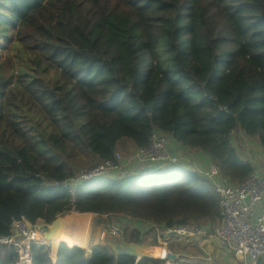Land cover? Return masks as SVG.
I'll list each match as a JSON object with an SVG mask.
<instances>
[{
    "label": "trees",
    "instance_id": "1",
    "mask_svg": "<svg viewBox=\"0 0 264 264\" xmlns=\"http://www.w3.org/2000/svg\"><path fill=\"white\" fill-rule=\"evenodd\" d=\"M0 49L1 236L12 221L50 223L72 210L215 224L218 198L190 171L91 180L73 192L53 184L90 166L85 157L97 160L91 167L112 160L121 139L146 146L154 129L204 153L232 184L251 171L233 135L264 149V0H0ZM31 250L32 264H162L107 245L87 254L60 243L54 263L41 245ZM13 259L0 246V264Z\"/></svg>",
    "mask_w": 264,
    "mask_h": 264
},
{
    "label": "built area",
    "instance_id": "2",
    "mask_svg": "<svg viewBox=\"0 0 264 264\" xmlns=\"http://www.w3.org/2000/svg\"><path fill=\"white\" fill-rule=\"evenodd\" d=\"M235 136L242 138L240 134H234L232 138ZM187 155L170 136L154 129L146 146L128 151L127 155L115 152L112 160L79 170L73 179L53 186L70 189L74 185L109 175L125 176L141 165H150L151 171L164 167L188 170V167L207 181L218 197L219 222L213 231L218 244L229 247L250 264H264V175L251 165L245 180L228 185L213 162L192 169ZM35 224L21 218L12 221L7 235H0V246L14 253L11 264H32V245H39ZM163 233L174 237L205 236L203 229L189 221L164 227Z\"/></svg>",
    "mask_w": 264,
    "mask_h": 264
},
{
    "label": "crops",
    "instance_id": "3",
    "mask_svg": "<svg viewBox=\"0 0 264 264\" xmlns=\"http://www.w3.org/2000/svg\"><path fill=\"white\" fill-rule=\"evenodd\" d=\"M236 138L239 140L235 141L234 140L235 138L232 139L233 146L237 149V152L241 156L242 161L247 162L250 165V167L251 165H253L255 168L258 169V171L262 175H264V149L260 146V144L256 141L255 138H247V137H243V138L236 137ZM237 142L239 144H237ZM123 144H126V143H123ZM119 145H122V144L117 143L116 152H119L121 149L119 148ZM127 147H131V150L135 149L133 148L132 145H128ZM183 151L186 152V154L188 153L189 155V156L187 155L189 157L188 162L190 163V168L192 169H196V167L202 168L206 166L208 163L212 162L209 159V157L206 156L202 152H198V151H194V150L186 149V148H183ZM186 168L188 170H182V171L192 172V170H189L188 167ZM151 170L152 169H150V165H141V167L137 166L136 168L132 169L133 173H147V172H151ZM193 173L195 172L193 171ZM197 176L200 179H202L199 175ZM120 177H123V176H117V178L115 179H118ZM100 179L114 180V178H111L110 176L102 177ZM100 179H96V180H100ZM223 179L228 185H234L230 183L228 179L224 177ZM80 184H77L74 186L77 187ZM207 184L210 185L208 182ZM74 186L70 188L72 190L71 192L74 191V189H72L74 188ZM116 220H117V222L115 223L116 225L119 223H122L124 225L122 228L126 227L130 231H136L139 234V238H140L138 243L141 242L145 244L146 246H148V244H146L145 239H147L151 231H153L155 235L153 234V240H152L151 245H149V247L155 246V247L161 248V250L165 252L166 257L168 255H174L176 258L174 261H170L171 264L175 262H179L182 264L183 263L184 264H250L249 261H247L245 257L236 255L233 252V250L230 249L229 247H226V246L222 247L218 244V242L216 241L214 237L213 231L217 227L219 220L215 224L209 223V224L198 226L205 231L204 237H200V236L174 237L172 235L166 236L163 233L164 225H155V224H152L146 221H139L136 219H125L121 217L116 218ZM148 232H150L149 235H148ZM144 235H147V236H144ZM172 239L174 240L177 239L175 240L176 242L183 241L185 244L189 246L188 251H181V252H178L177 254H173L176 252H174V249L171 248V246L169 247V243H170L169 241ZM149 240L151 239L149 238ZM116 241L119 243L124 242L123 237H120ZM130 244H134V243H130ZM99 245H103V244H99ZM104 245L108 246L109 244L107 243ZM109 247L111 246L109 245ZM111 249L114 251L113 248ZM87 254H90V253H87ZM55 260H56V257L54 258V260L52 259V262L54 263ZM153 262H160L162 264H165L167 260L162 259L161 261H153Z\"/></svg>",
    "mask_w": 264,
    "mask_h": 264
},
{
    "label": "rangeland",
    "instance_id": "4",
    "mask_svg": "<svg viewBox=\"0 0 264 264\" xmlns=\"http://www.w3.org/2000/svg\"><path fill=\"white\" fill-rule=\"evenodd\" d=\"M3 57V51H1L0 49V58ZM235 141H236V137H234ZM123 143H126V144H123ZM118 144H122V145H119V148L120 151L119 153L120 154H123V155H127V152L128 151H131V147H127L128 145H132L131 141L130 140H127V139H122L118 142ZM85 159L87 161H89V164L91 163L90 166H85V167H82L80 168L81 171L83 170H87L89 167H91L95 162H97V160H95L94 158H86ZM135 174V173H133ZM111 178H117V175H109ZM68 214H71V213H68ZM66 214V215H68ZM64 215V216H66ZM94 217H93V223H92V228L89 232V239H88V243H87V246L85 248H82L85 250L86 253H90L92 247L96 246V245H99V244H109L111 247L110 248H113L114 250L116 251H119L120 248H119V245L120 243L117 242L116 240H118L120 237H123V233H122V227L124 226L122 223H119V224H115L117 222L116 218H109L107 216H98L96 214H93ZM120 226V227H119ZM116 230H118L116 232ZM150 232H148V235H149ZM153 231H151L150 235L148 236L147 239H145V242L146 244L151 245L152 243V240H153ZM155 235V234H154ZM144 236H147V235H144ZM149 238L151 240H149ZM177 240V239H175ZM174 239L170 240L169 242V247L171 246V248L174 249V252L176 253H173V254H177L178 252H181V251H188V245L185 244L183 241H178L176 242ZM183 240V239H181ZM108 245V246H109ZM57 249V246L54 247V249L52 248H49V257L50 259L54 260V258L56 257L55 255V251ZM161 249V248H160ZM173 264H182V263H179V262H175ZM184 264V263H183Z\"/></svg>",
    "mask_w": 264,
    "mask_h": 264
},
{
    "label": "water",
    "instance_id": "5",
    "mask_svg": "<svg viewBox=\"0 0 264 264\" xmlns=\"http://www.w3.org/2000/svg\"><path fill=\"white\" fill-rule=\"evenodd\" d=\"M204 92L206 97H209V94L205 88H204ZM68 213L78 214L73 210ZM63 217L64 216H56L50 223H47L45 221L36 222V224L34 225V230L36 231L37 241L39 245H41L45 249L51 248L50 247L51 239L58 233V230L60 228V219ZM119 248H120L119 251L114 250L117 254L134 257L136 262L143 259L150 261H161L163 259L159 256V251L161 250L159 247H155V246L149 247L141 242L137 244L120 242ZM175 258L176 257L174 255H168L166 257L167 262L165 264H171L170 261H174Z\"/></svg>",
    "mask_w": 264,
    "mask_h": 264
},
{
    "label": "bare ground",
    "instance_id": "6",
    "mask_svg": "<svg viewBox=\"0 0 264 264\" xmlns=\"http://www.w3.org/2000/svg\"><path fill=\"white\" fill-rule=\"evenodd\" d=\"M93 214H68L60 219L58 233L51 239L50 247L54 249L59 243H64L67 247L77 246L85 248L88 243L89 232L92 228ZM159 256L166 259L164 251H159Z\"/></svg>",
    "mask_w": 264,
    "mask_h": 264
}]
</instances>
